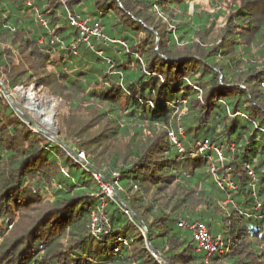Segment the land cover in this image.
I'll return each instance as SVG.
<instances>
[{
	"label": "trees",
	"instance_id": "1",
	"mask_svg": "<svg viewBox=\"0 0 264 264\" xmlns=\"http://www.w3.org/2000/svg\"><path fill=\"white\" fill-rule=\"evenodd\" d=\"M207 1L0 0V81L61 98L75 154L0 86V264H164L152 249L169 264H264V0ZM69 14L106 41H83ZM228 168L232 190L218 186ZM179 220L202 221L222 252L206 257Z\"/></svg>",
	"mask_w": 264,
	"mask_h": 264
},
{
	"label": "built area",
	"instance_id": "2",
	"mask_svg": "<svg viewBox=\"0 0 264 264\" xmlns=\"http://www.w3.org/2000/svg\"><path fill=\"white\" fill-rule=\"evenodd\" d=\"M68 18H69L70 25L76 28V30L79 32L81 39L83 41H87L90 36H94L97 40L102 41V42L106 41V37L104 33L101 31V27H99L97 24H95L94 27L89 28L86 25V23L83 20L79 19L77 16H73L69 14ZM21 88L23 87L18 86L13 91L15 92ZM181 131H182L181 127H178L177 133L181 134L182 133ZM169 138L171 141L176 143L179 149H182L181 143L177 142V134L171 131ZM199 146H200L199 148L200 150L207 148L205 141ZM214 150L217 153L219 160H222L220 150L217 148H214ZM77 158L79 160L85 159L84 153L78 152ZM228 172L229 170L227 171V174H225L220 180H218V186L221 189L232 190L234 189L235 186L233 182L231 181L230 173ZM94 176L99 182L103 195L107 197H112L113 195L112 190H111L112 185L109 184L108 182L101 181L100 175L94 174ZM104 196L101 197V203L97 206V209L95 210V213L93 214V217H92V221L90 224V232L93 234L99 233V231L101 230L103 226V223L105 222L104 214L102 213V208L105 206ZM178 226L183 229H188L191 232V235L193 237L197 250L204 251L206 253V257L214 253L220 254L222 252L223 243H222V239L220 235H216L215 237H212L209 234V231L206 225L202 221L193 220L191 222H185L183 220H179Z\"/></svg>",
	"mask_w": 264,
	"mask_h": 264
},
{
	"label": "rangeland",
	"instance_id": "3",
	"mask_svg": "<svg viewBox=\"0 0 264 264\" xmlns=\"http://www.w3.org/2000/svg\"><path fill=\"white\" fill-rule=\"evenodd\" d=\"M197 2L209 12L212 11L209 8L207 0H197ZM219 21L222 22L223 20L220 19ZM21 86L23 88L9 93L13 101L16 102L18 106L45 132L54 137H59V116L66 113V105L64 101L56 95L51 94L44 87L36 86L33 83L28 86L20 85L19 87ZM176 126L179 127L178 124H176ZM170 132L171 130L168 131V137ZM124 145L125 144L122 142H118V144L115 145L114 150H119L123 148ZM228 170L229 169H226V171ZM111 190L113 194V187Z\"/></svg>",
	"mask_w": 264,
	"mask_h": 264
},
{
	"label": "water",
	"instance_id": "4",
	"mask_svg": "<svg viewBox=\"0 0 264 264\" xmlns=\"http://www.w3.org/2000/svg\"><path fill=\"white\" fill-rule=\"evenodd\" d=\"M0 86H1V88H2V92H3V94H4V96L7 98V100H8V102L10 103V105H11V107L15 110V112L17 113V115L22 119V120H24L29 126H31L34 130H36V131H39V132H41V133H43V134H45L46 136H48L50 139H53L54 141H56V142H58V143H60L61 145H63L64 146V148L67 150V151H69L73 156H75V154L69 149V147L59 138V137H54V136H52V135H50V134H48L47 132H45L41 127H39L19 106H18V104L16 103V102H14L13 101V99L11 98V96H10V94H9V92H8V90L6 89V87H5V85L3 84V82L2 81H0ZM81 162H83L84 164H87L84 160H80ZM89 168L91 169V170H93L90 166H89ZM94 171V170H93ZM103 177V179H105V180H107L104 176H102ZM113 195H114V197L117 199V200H119L118 199V197H117V195H116V193H115V191L113 190ZM130 212H131V210H129ZM132 214H133V212H131ZM134 215V214H133ZM137 219H138V217L136 216V215H134ZM139 220V219H138ZM140 224H141V226L143 227V230H144V233H145V237H146V239H147V235H148V231H147V227L145 226V224L142 222V221H140ZM150 248H151V246H150ZM152 253H153V255L156 257V258H158V259H160L164 264H169L168 263V261H167V259L165 258V257H163L160 253H158L157 251H155V250H153L152 249Z\"/></svg>",
	"mask_w": 264,
	"mask_h": 264
}]
</instances>
